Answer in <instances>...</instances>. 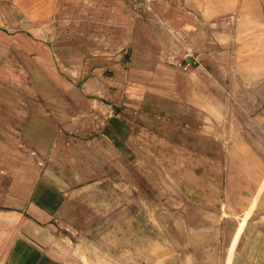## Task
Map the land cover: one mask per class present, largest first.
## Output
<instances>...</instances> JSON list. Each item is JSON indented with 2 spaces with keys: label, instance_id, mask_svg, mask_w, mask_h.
<instances>
[{
  "label": "rangeland",
  "instance_id": "1",
  "mask_svg": "<svg viewBox=\"0 0 264 264\" xmlns=\"http://www.w3.org/2000/svg\"><path fill=\"white\" fill-rule=\"evenodd\" d=\"M0 264H264V0H0Z\"/></svg>",
  "mask_w": 264,
  "mask_h": 264
},
{
  "label": "crops",
  "instance_id": "2",
  "mask_svg": "<svg viewBox=\"0 0 264 264\" xmlns=\"http://www.w3.org/2000/svg\"><path fill=\"white\" fill-rule=\"evenodd\" d=\"M254 1H256V0H254Z\"/></svg>",
  "mask_w": 264,
  "mask_h": 264
}]
</instances>
